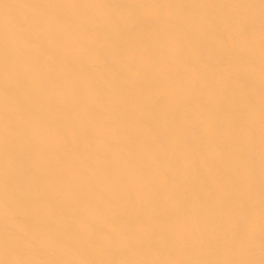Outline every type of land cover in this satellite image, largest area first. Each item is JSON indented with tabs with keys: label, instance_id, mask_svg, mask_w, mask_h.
I'll list each match as a JSON object with an SVG mask.
<instances>
[{
	"label": "bare ground",
	"instance_id": "1",
	"mask_svg": "<svg viewBox=\"0 0 264 264\" xmlns=\"http://www.w3.org/2000/svg\"><path fill=\"white\" fill-rule=\"evenodd\" d=\"M0 264H264V0H0Z\"/></svg>",
	"mask_w": 264,
	"mask_h": 264
}]
</instances>
